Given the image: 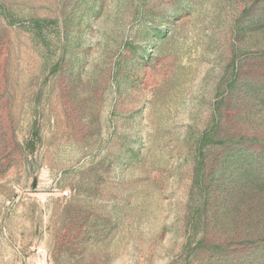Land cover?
Listing matches in <instances>:
<instances>
[{
  "label": "rangeland",
  "instance_id": "rangeland-1",
  "mask_svg": "<svg viewBox=\"0 0 264 264\" xmlns=\"http://www.w3.org/2000/svg\"><path fill=\"white\" fill-rule=\"evenodd\" d=\"M0 264H264V0H0Z\"/></svg>",
  "mask_w": 264,
  "mask_h": 264
}]
</instances>
